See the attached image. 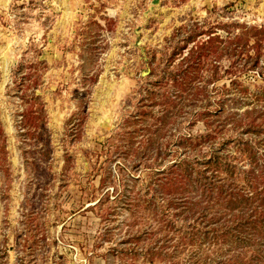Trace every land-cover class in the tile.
<instances>
[{
	"label": "rangeland",
	"instance_id": "1",
	"mask_svg": "<svg viewBox=\"0 0 264 264\" xmlns=\"http://www.w3.org/2000/svg\"><path fill=\"white\" fill-rule=\"evenodd\" d=\"M191 19L264 25V0H0V264H200L219 253L174 237L171 260L150 261L169 237L162 222L113 199L120 180L136 193L130 176L146 175L121 153L124 114ZM240 79L247 92L231 90L223 115L245 122L261 114L264 78ZM38 105L43 118L22 125Z\"/></svg>",
	"mask_w": 264,
	"mask_h": 264
},
{
	"label": "trees",
	"instance_id": "2",
	"mask_svg": "<svg viewBox=\"0 0 264 264\" xmlns=\"http://www.w3.org/2000/svg\"><path fill=\"white\" fill-rule=\"evenodd\" d=\"M175 34L158 62L150 60L143 94L124 114L121 153L146 175L130 176L139 183L136 193V185L120 180L113 199L162 222L169 237L148 248L150 261L169 262L173 253L165 248L178 237L182 247H218L200 264H264V87L257 95L261 114L245 122L223 115L231 90L247 92L242 76L264 78V25L191 19ZM43 114L42 105L25 109L22 125ZM199 121L205 132L193 133ZM143 240L134 235L127 242Z\"/></svg>",
	"mask_w": 264,
	"mask_h": 264
}]
</instances>
